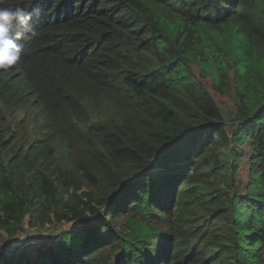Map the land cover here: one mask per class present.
<instances>
[{
	"label": "trees",
	"instance_id": "1",
	"mask_svg": "<svg viewBox=\"0 0 264 264\" xmlns=\"http://www.w3.org/2000/svg\"><path fill=\"white\" fill-rule=\"evenodd\" d=\"M17 6L0 237L74 226L0 264H264V0Z\"/></svg>",
	"mask_w": 264,
	"mask_h": 264
},
{
	"label": "clouds",
	"instance_id": "2",
	"mask_svg": "<svg viewBox=\"0 0 264 264\" xmlns=\"http://www.w3.org/2000/svg\"><path fill=\"white\" fill-rule=\"evenodd\" d=\"M3 2L0 0V4ZM34 13L38 15L39 10L0 7V71H9L21 61L25 47L22 41L34 31L31 23Z\"/></svg>",
	"mask_w": 264,
	"mask_h": 264
},
{
	"label": "rangeland",
	"instance_id": "3",
	"mask_svg": "<svg viewBox=\"0 0 264 264\" xmlns=\"http://www.w3.org/2000/svg\"><path fill=\"white\" fill-rule=\"evenodd\" d=\"M206 82V87L211 92L215 100L222 106L226 114L229 112L235 113L234 102L230 96H224L216 93L211 88V79H204ZM22 115V113H19ZM72 224H54L47 226H29L26 225L23 233L15 238V240L10 241L7 239L6 235L0 237V248L7 258L15 257L21 253L23 249L29 252H33L39 244L47 241L51 237L57 235L59 232L72 228ZM24 250V251H25Z\"/></svg>",
	"mask_w": 264,
	"mask_h": 264
},
{
	"label": "water",
	"instance_id": "4",
	"mask_svg": "<svg viewBox=\"0 0 264 264\" xmlns=\"http://www.w3.org/2000/svg\"><path fill=\"white\" fill-rule=\"evenodd\" d=\"M114 197H116V196H114Z\"/></svg>",
	"mask_w": 264,
	"mask_h": 264
}]
</instances>
